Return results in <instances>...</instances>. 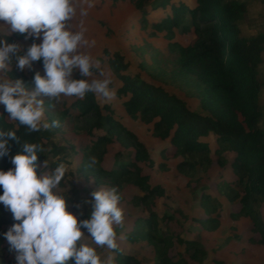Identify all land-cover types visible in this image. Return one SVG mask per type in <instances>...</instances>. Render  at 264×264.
<instances>
[{
  "label": "trees",
  "instance_id": "16d2710c",
  "mask_svg": "<svg viewBox=\"0 0 264 264\" xmlns=\"http://www.w3.org/2000/svg\"><path fill=\"white\" fill-rule=\"evenodd\" d=\"M192 1L191 5L185 0L134 1V20L138 25L151 28L150 37L164 33L163 37L169 41L171 50L176 52L177 75H169L154 58L147 62L149 50L145 46L134 48L139 61L135 75L126 74L129 64L120 51L105 50L110 69L121 81L115 95L118 98L127 97L123 107L129 115H139L143 120L153 122L156 137L162 141L168 140L169 146L175 150L172 156L182 159L181 168L195 171L216 164L221 171L217 174L221 183L225 181L224 171H231L233 177L224 182L226 185L221 190L226 191L229 197H240L243 212L258 217L259 208L264 205V112L260 103L264 89V29L251 32H243L242 29L257 0ZM155 12H158V16L153 15ZM177 33H192L194 40L188 45H181L174 41ZM0 37L9 43H17L22 50L34 42L15 33H3ZM22 42L25 44L21 45ZM35 42L39 43L37 40ZM33 65L43 75L41 61L33 62ZM34 73L35 69L27 72L26 69L21 71L11 66L7 76L22 80L31 89L34 87ZM72 78L83 79L78 74L72 75ZM186 80H194L196 86H185ZM169 87L179 89L186 99L196 100L202 113L191 110L184 99L167 90ZM52 103L54 106L49 108V101L45 100L44 115L50 113L52 120L60 122L59 127L73 124L90 137L89 144L81 150L85 159L89 160L84 167L95 174L98 183L103 182L111 187L134 183L143 192V196L137 198L142 206L149 205L154 198L164 194L160 186L150 185L149 175L142 171V164H154L147 147L113 119L110 105H101L92 93L69 102ZM0 114L7 115L2 108ZM2 115L0 128L16 131L22 143H39L44 147V153L38 157V165L46 159L45 170L51 172L60 163L58 160L51 161L49 156L54 159L68 148L53 145L47 151V146L53 144V130L27 132L23 126ZM211 135L215 137L216 144L213 150L208 143L200 140ZM120 137L134 148V153L126 157L117 154L113 158V167L106 169L103 166L106 149ZM9 144L8 155L0 158V170L12 168L11 157L20 151L18 143L9 141ZM212 153L215 159L211 157ZM92 157H95L96 163L89 167ZM42 170L38 166L37 174ZM63 186L64 180L58 187ZM217 204L203 190L199 207L210 213L216 211ZM4 209L0 205V233L17 222L12 215L7 217ZM68 210L71 211L70 208ZM159 218L155 212L148 210L145 216L135 220L130 230L123 233L125 242L134 244L145 239L157 244L156 247L168 248L176 239L184 252L194 251L191 257L199 264H208L199 258L205 252L197 241L160 233ZM161 219L170 221L172 217L165 214ZM201 222L215 224L217 219L209 217L201 219ZM5 244L7 242L0 236V253L11 252L8 244ZM213 262L224 264L219 260ZM6 264H16L15 258ZM107 264L141 263L131 248L117 247ZM155 264H185V261L182 258L174 261L166 251L160 250L156 253Z\"/></svg>",
  "mask_w": 264,
  "mask_h": 264
},
{
  "label": "rangeland",
  "instance_id": "374dc122",
  "mask_svg": "<svg viewBox=\"0 0 264 264\" xmlns=\"http://www.w3.org/2000/svg\"><path fill=\"white\" fill-rule=\"evenodd\" d=\"M134 1L77 0L80 6L87 9V15L80 17L78 8L77 16L71 21L74 29H78L82 21L83 27L86 29L85 38L95 41L94 47L85 48L82 51L87 52L100 62L101 68L111 76L110 87L114 91L120 87L121 81L110 69L108 57L104 53L105 50L109 52L120 51L129 64L126 74L135 75L138 73L139 61L134 48L145 46L149 50V53L146 54L147 62L150 63L154 58L169 75L172 77L177 75L175 68L176 52L171 50L169 41L163 37L164 33L157 37H150L148 34L151 28H142L141 25H138L134 20ZM185 1L189 5L193 3L192 0ZM153 15L158 16V12L153 13ZM242 29L243 32L264 29V0H257ZM3 33H8L7 26H0V34ZM193 40L192 33H177L174 39L181 45H188ZM37 41L39 42V40ZM23 44L25 42L21 43V45ZM32 69L38 71L33 64L31 69H26V71L30 72ZM9 70H11V66H9ZM76 74L82 77L78 71H74L72 75ZM94 77L100 78L98 74H94ZM181 77L187 78L186 75ZM186 82L185 86L187 87L194 88L196 86L194 80H186ZM167 90L184 99L191 110L202 113L196 100L184 98V94L179 89L169 87ZM95 97L101 105H110L113 110L111 114L113 119L147 147L154 164L152 166L142 164V171L149 175L150 185L152 187L160 186L164 193L162 196L154 198L149 205L142 206L137 198L143 196V192L134 183H123L120 187H115L121 196L119 206L124 213L122 226H116L118 247L126 250L131 248L141 264H155L156 253L160 250L166 251L174 261L182 258L185 264H199L197 260L191 257L194 251L184 252L185 250L176 239L168 248L156 247L157 244L145 239L134 244L125 242L123 233L130 230L135 220L145 216L150 210L160 217V233L180 235L183 239L197 241L205 252L199 256L204 263L214 264L213 261L219 260L224 264H264V236L262 235L264 205L260 206L258 217L248 215L242 210L243 204L240 197L235 195L229 197L226 195V191L221 190L226 185L224 182L233 177L231 171H224L225 181L223 180L224 182L221 183L217 178V174L221 171L216 164L205 169L198 168L195 171L181 168L182 159L172 156L175 150L169 146L168 140L162 141L156 137L153 131V122L143 120L139 115L132 117L125 111L123 103L127 97L118 98L115 95L110 100ZM75 98L74 96H62L60 101L69 102ZM260 103L264 112V89L261 93ZM43 119L50 123L52 116L49 113L44 115ZM49 129L55 133L52 137L53 144L47 146V151H50L53 145L68 148L67 151L54 159L49 156L51 161L63 162L67 168L64 186L58 187L56 191L64 196L68 194L71 212L77 215L79 219H86L91 211V204H86L85 201H91V192L100 186L105 188H111V186L103 182L98 183L95 174L84 167V164L89 160L85 159L81 148L89 144L90 137L83 130H80L81 128L77 129L73 124H69L67 127H49ZM122 139L124 138L115 139L114 143L107 147L103 156V166L106 169L113 167V158L117 154H122L124 157L133 155L134 148ZM200 140L208 143L211 150L215 148L214 136L203 137ZM211 157L215 159L213 153ZM45 171L50 173L49 169ZM203 190L204 193H209L218 202L215 212L209 213L199 207V199L203 195ZM192 195L196 198L194 199ZM77 204L80 205L79 208L75 206ZM4 212L7 217L11 216V213L6 209ZM165 214L170 215L172 220H162L161 218ZM209 217L217 219V222L215 224L201 222V219L204 220ZM82 232L86 236L88 235L86 230L82 229ZM84 242L91 244V241L87 239ZM97 252L107 264L114 256L115 250L97 248ZM13 258H15L14 252L3 251L0 253V264H6Z\"/></svg>",
  "mask_w": 264,
  "mask_h": 264
},
{
  "label": "clouds",
  "instance_id": "9594fccd",
  "mask_svg": "<svg viewBox=\"0 0 264 264\" xmlns=\"http://www.w3.org/2000/svg\"><path fill=\"white\" fill-rule=\"evenodd\" d=\"M78 8L80 17L87 15L77 0H0V26H7L8 34L34 41L22 50L17 43L0 37V108L7 114L0 115L27 132L59 127L58 120L49 123L43 119L45 99L51 108L62 96L83 98L92 93L104 100L115 96L111 76L98 60L82 51L94 47L95 41L85 38L82 21L78 29L73 28L71 21ZM35 61H41L43 75L34 73L33 88L7 76L10 65L22 71L31 69ZM74 71L85 79L72 78ZM9 141L18 143L20 151L11 157L12 168L0 170V205L17 222L0 236L15 253L16 264H105L97 248L117 249L116 226H122L124 219L117 189L100 186L92 191L91 201H85L91 204V211L86 219H79L68 210V194L56 191L66 177V165L61 162L46 172V159L37 164L44 147L22 143L16 131L3 128L0 158L8 155ZM95 163V157L90 158L89 167ZM38 166L43 169L39 175Z\"/></svg>",
  "mask_w": 264,
  "mask_h": 264
}]
</instances>
